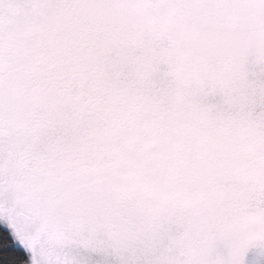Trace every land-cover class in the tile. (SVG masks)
I'll list each match as a JSON object with an SVG mask.
<instances>
[{
	"label": "snow or ice",
	"instance_id": "6c2138e0",
	"mask_svg": "<svg viewBox=\"0 0 264 264\" xmlns=\"http://www.w3.org/2000/svg\"><path fill=\"white\" fill-rule=\"evenodd\" d=\"M0 264H264V0H0Z\"/></svg>",
	"mask_w": 264,
	"mask_h": 264
}]
</instances>
